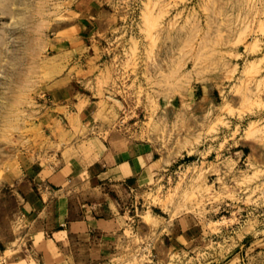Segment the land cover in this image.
Instances as JSON below:
<instances>
[{"label": "rangeland", "instance_id": "374dc122", "mask_svg": "<svg viewBox=\"0 0 264 264\" xmlns=\"http://www.w3.org/2000/svg\"><path fill=\"white\" fill-rule=\"evenodd\" d=\"M59 80L91 135L152 153L110 233L65 255L21 172L58 158ZM0 264H264V0H0Z\"/></svg>", "mask_w": 264, "mask_h": 264}, {"label": "crops", "instance_id": "0c3cea01", "mask_svg": "<svg viewBox=\"0 0 264 264\" xmlns=\"http://www.w3.org/2000/svg\"><path fill=\"white\" fill-rule=\"evenodd\" d=\"M49 94L43 125L60 145L58 158L48 154L24 166L22 193L29 210L53 212L51 241L65 255L76 239L110 233L119 196L140 181L152 153L145 143L91 135L92 101L64 81L52 84Z\"/></svg>", "mask_w": 264, "mask_h": 264}]
</instances>
